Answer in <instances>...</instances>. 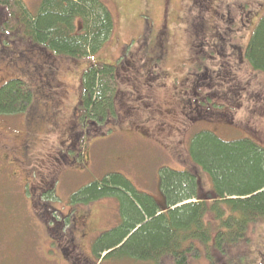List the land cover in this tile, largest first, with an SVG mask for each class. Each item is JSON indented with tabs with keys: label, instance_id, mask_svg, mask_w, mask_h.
<instances>
[{
	"label": "rangeland",
	"instance_id": "obj_1",
	"mask_svg": "<svg viewBox=\"0 0 264 264\" xmlns=\"http://www.w3.org/2000/svg\"><path fill=\"white\" fill-rule=\"evenodd\" d=\"M101 1L112 13L113 29L83 60L50 54L4 30L9 15L0 7V84L19 77L34 94L25 112L0 114V129L21 136L20 163L0 169V264H73L76 257L79 264H149L104 263L90 255L95 237L118 222L116 199L74 205L70 196L112 173L157 196L159 169L191 162L189 142L199 131L264 146V74L236 50L264 13V0ZM22 2L34 12L40 0ZM120 59L110 80L112 115L82 122V71L92 62ZM54 183L57 194L47 199L66 215L68 228L52 243L27 191L45 201L44 189ZM238 241L222 250L209 243L187 264H264V219Z\"/></svg>",
	"mask_w": 264,
	"mask_h": 264
},
{
	"label": "trees",
	"instance_id": "obj_2",
	"mask_svg": "<svg viewBox=\"0 0 264 264\" xmlns=\"http://www.w3.org/2000/svg\"><path fill=\"white\" fill-rule=\"evenodd\" d=\"M0 7L9 15L2 24L4 30L23 35L50 54L73 60L95 55L114 25L112 13L101 0H40L34 12L22 0H0ZM236 50L238 57L264 74V13L255 21L245 45ZM120 61L92 62L82 71L78 101L82 122L112 115L110 80ZM33 97L22 78L8 79L0 84V114L25 112ZM188 148L191 162L186 166L159 169L157 196L139 191L119 173L106 174L70 196L74 205L104 197L116 199L118 222L95 237L90 255L104 263L118 259L187 264L189 255L198 258L209 243L222 250L224 245L239 242L251 225L264 219V146L251 138L222 140L203 130L192 136ZM11 166L3 163L0 169ZM54 185H49L50 191L43 187L45 201L27 191L31 204L35 201L32 206L37 216L44 215L52 243L61 240L68 228L66 215L49 201L57 194ZM68 243L74 247L72 239ZM102 253L106 254L101 258ZM78 262L79 257L74 258L73 264Z\"/></svg>",
	"mask_w": 264,
	"mask_h": 264
},
{
	"label": "flooded vegetation",
	"instance_id": "obj_3",
	"mask_svg": "<svg viewBox=\"0 0 264 264\" xmlns=\"http://www.w3.org/2000/svg\"><path fill=\"white\" fill-rule=\"evenodd\" d=\"M94 121L95 120L92 121V124L95 123ZM20 139L21 136H19V139H16L15 137L8 136L0 129V164L7 163V165L10 166L14 163H20L21 160L17 155L20 151L16 149ZM21 146L23 147L24 143H21ZM42 189L44 188L42 187Z\"/></svg>",
	"mask_w": 264,
	"mask_h": 264
}]
</instances>
